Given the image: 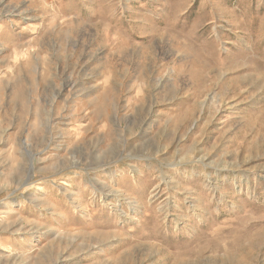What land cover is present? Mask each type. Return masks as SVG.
Masks as SVG:
<instances>
[{
    "label": "rangeland",
    "instance_id": "obj_1",
    "mask_svg": "<svg viewBox=\"0 0 264 264\" xmlns=\"http://www.w3.org/2000/svg\"><path fill=\"white\" fill-rule=\"evenodd\" d=\"M0 264H264V0H0Z\"/></svg>",
    "mask_w": 264,
    "mask_h": 264
}]
</instances>
